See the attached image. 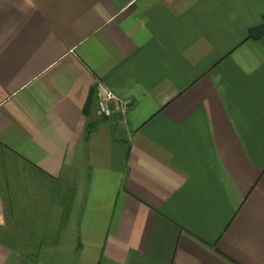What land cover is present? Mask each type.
<instances>
[{"label":"crops","instance_id":"1","mask_svg":"<svg viewBox=\"0 0 264 264\" xmlns=\"http://www.w3.org/2000/svg\"><path fill=\"white\" fill-rule=\"evenodd\" d=\"M263 20L264 0H0V264H264Z\"/></svg>","mask_w":264,"mask_h":264},{"label":"built area","instance_id":"2","mask_svg":"<svg viewBox=\"0 0 264 264\" xmlns=\"http://www.w3.org/2000/svg\"><path fill=\"white\" fill-rule=\"evenodd\" d=\"M96 96L98 115L101 117H111L114 112L112 103L118 99L117 95L104 82L98 81L96 85ZM127 105L128 101L121 100L120 107L122 113L127 112Z\"/></svg>","mask_w":264,"mask_h":264},{"label":"trees","instance_id":"3","mask_svg":"<svg viewBox=\"0 0 264 264\" xmlns=\"http://www.w3.org/2000/svg\"><path fill=\"white\" fill-rule=\"evenodd\" d=\"M249 38H252L254 40H260V39L264 38V20H263L262 24H260L257 27H254L250 30ZM15 243H16L15 241H12V242H10V245L11 244L14 245Z\"/></svg>","mask_w":264,"mask_h":264},{"label":"rangeland","instance_id":"4","mask_svg":"<svg viewBox=\"0 0 264 264\" xmlns=\"http://www.w3.org/2000/svg\"><path fill=\"white\" fill-rule=\"evenodd\" d=\"M17 243V242H16ZM15 243V245L14 246H16L17 244ZM25 244H27L26 242H24ZM29 244H31L30 242H29Z\"/></svg>","mask_w":264,"mask_h":264}]
</instances>
